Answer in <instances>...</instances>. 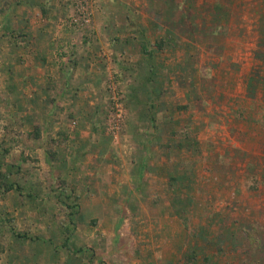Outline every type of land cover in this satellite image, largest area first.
Here are the masks:
<instances>
[{
  "label": "rangeland",
  "instance_id": "1",
  "mask_svg": "<svg viewBox=\"0 0 264 264\" xmlns=\"http://www.w3.org/2000/svg\"><path fill=\"white\" fill-rule=\"evenodd\" d=\"M0 264H264V0H0Z\"/></svg>",
  "mask_w": 264,
  "mask_h": 264
},
{
  "label": "crops",
  "instance_id": "2",
  "mask_svg": "<svg viewBox=\"0 0 264 264\" xmlns=\"http://www.w3.org/2000/svg\"><path fill=\"white\" fill-rule=\"evenodd\" d=\"M103 186H108V183H103ZM99 198H101V201H102V204H101L102 214L101 215L99 214V213H101V210L99 209V211H97V208H96V205L98 204L97 201H95L96 203L92 204L90 207L87 206L88 208L86 207V205H84V207L81 209V212H87V209H90V211L92 213L90 215H88V216H91V217H94V218H98V217L101 218L102 216L107 215V214H108V216H114L115 214H117V208H112L111 209V207H110L111 203H113V198L114 197H111L109 195L108 196L104 195L102 189L98 190V188H97L93 192H91L89 190L84 192L83 195L80 197L79 201H83V203H84L86 200H91V199L92 200L93 199L94 200H99ZM106 204L108 205L107 207H106ZM82 214H85V213H82ZM97 214H99V215H97Z\"/></svg>",
  "mask_w": 264,
  "mask_h": 264
}]
</instances>
